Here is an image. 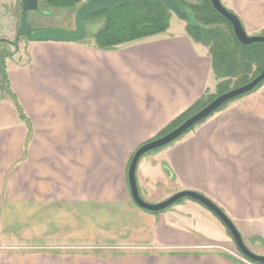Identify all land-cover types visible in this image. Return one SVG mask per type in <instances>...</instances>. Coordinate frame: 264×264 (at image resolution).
Returning a JSON list of instances; mask_svg holds the SVG:
<instances>
[{
	"label": "crops",
	"instance_id": "crops-1",
	"mask_svg": "<svg viewBox=\"0 0 264 264\" xmlns=\"http://www.w3.org/2000/svg\"><path fill=\"white\" fill-rule=\"evenodd\" d=\"M221 2L249 36L264 33V0ZM18 4L0 0V41L13 51L0 110L4 95L14 105L0 112V264H244L224 233L183 226L178 207L141 210L128 185L136 151L211 88L208 49L187 23L173 15L166 34L113 51L24 39L14 51ZM136 176L145 202L195 192L264 234V84L145 155Z\"/></svg>",
	"mask_w": 264,
	"mask_h": 264
},
{
	"label": "trees",
	"instance_id": "trees-1",
	"mask_svg": "<svg viewBox=\"0 0 264 264\" xmlns=\"http://www.w3.org/2000/svg\"><path fill=\"white\" fill-rule=\"evenodd\" d=\"M88 1L90 0H40L39 6H45L49 10L77 12ZM176 1L184 11L191 13L193 23H187V34L194 42L208 49L213 73L220 82L216 96L209 98L204 104H201L202 101L197 103L193 109L173 122L157 139L178 128L217 97L249 84L264 70V45L242 46L236 39L231 24L214 10L210 0ZM173 15L160 0H136L94 12L84 18V24L89 20L94 22L102 20V27L89 38L88 42L98 50L113 51L119 47L166 34L170 29ZM261 36L264 37V33ZM15 49L17 51L18 47L15 46ZM3 77L6 81L5 71ZM263 84L264 82L255 90ZM22 118L26 121L24 115Z\"/></svg>",
	"mask_w": 264,
	"mask_h": 264
},
{
	"label": "water",
	"instance_id": "water-1",
	"mask_svg": "<svg viewBox=\"0 0 264 264\" xmlns=\"http://www.w3.org/2000/svg\"><path fill=\"white\" fill-rule=\"evenodd\" d=\"M40 0H21L20 5V26L16 32L15 43L13 50L15 51V46H18L22 39H27L31 43H62V44H78L86 40L87 38V28L84 24V18L88 15L100 11L102 9L112 7L115 5H120L128 2H133L136 0H90L84 3L76 13V28L75 30H68L64 28H48L34 31L32 25L29 22V14L33 12L42 13L45 16L48 12L42 11L39 6ZM166 7L182 22L193 23L191 20V13L184 11L176 0H160ZM214 10L222 16L226 21H228L234 31L236 39L238 42L244 46L249 47L255 44L264 45V37L249 36L245 29L243 28L239 18L233 13L229 12L222 4L221 0H210ZM264 82V70L262 73L254 79L249 84L229 91L212 101L204 109L199 111L194 116L187 119L178 128L170 132L169 134L159 138L155 141L143 145L138 149L133 156L129 169H128V185L131 193L132 200L134 204L143 211L149 213H161L167 209L173 207L178 202L183 199L189 198L196 202L201 203L205 206L211 213H213L225 226V228L230 232L232 239L240 251V253L255 264H264V256L257 255L247 248L245 245L242 235L237 229L236 225L231 221V219L225 214V212L218 207L210 199L203 195H200L191 191H183L177 193L167 199L166 201L159 204H149L145 202L139 193L138 183H137V169L141 159L156 150L163 149L178 141L182 136H184L192 128L203 122L205 119L209 118L211 115L216 113L218 110L223 108L225 105L244 97L252 93L261 83Z\"/></svg>",
	"mask_w": 264,
	"mask_h": 264
},
{
	"label": "rangeland",
	"instance_id": "rangeland-1",
	"mask_svg": "<svg viewBox=\"0 0 264 264\" xmlns=\"http://www.w3.org/2000/svg\"><path fill=\"white\" fill-rule=\"evenodd\" d=\"M196 2H198V0ZM5 3H6V0H5ZM40 8L42 11L48 12L51 15L47 14L45 16L44 14L38 13V12L30 13L29 22L32 25L33 30L46 29V28H64L68 30H75L76 28L75 18H76V13H77L76 11L49 10L45 6H42ZM18 9H19L18 17L20 19V5L19 4H18ZM173 19L178 23H182L178 20L176 16H174ZM102 24H103L102 20L97 21V22L89 20L86 22L85 26L87 28V39H88L87 43H89L88 42L89 38L92 37V35H94L99 30V28L102 27ZM172 31L174 30L172 29ZM14 40L13 42H15ZM2 42H1L2 47H0V65L2 63L0 72L4 76V69H5L4 61L6 60V58L11 56V54H13V51L11 48L6 47L7 44L4 43V41ZM21 43L29 44L30 42L25 38ZM213 77L214 78L211 84V88L207 90V92L205 93L203 99L201 100L202 101L201 104L206 103L209 100V98L217 95V87L220 81L219 79L215 77V75H213ZM3 89L5 93H8L7 88H3ZM4 98L10 101L9 103H7V101L5 102L4 107L2 110H0V112L5 118H8L9 113H11L14 109L13 108L14 105L11 102L12 99L10 98L9 94L4 95ZM165 148L156 150L147 155L155 154L158 152L160 153L161 151H164ZM149 204H152V203H149ZM174 207H178L176 209L177 210L176 216L179 219L180 223L183 224V226L191 228L195 230L196 232L200 234H204L205 236H208L212 239L218 237L219 234L224 233V237L227 239L229 238L228 240L230 242L228 245H225L226 247L225 249H229V248L232 249L237 257L243 259L240 251H238L232 237L230 236L228 230L225 228L223 223L213 213H211L205 206H203L201 203L196 202L192 199L186 198V199L181 200L176 205L167 209L164 212H170L174 210L172 209ZM237 229L240 230L239 232L241 233L243 241L245 245L247 246V248L257 255L264 256L262 254L264 252V238H263L264 234L262 232H258V235H257L255 233V229H252L253 230L252 231L248 227L247 229L243 227H240V229L239 228Z\"/></svg>",
	"mask_w": 264,
	"mask_h": 264
},
{
	"label": "built area",
	"instance_id": "built-area-1",
	"mask_svg": "<svg viewBox=\"0 0 264 264\" xmlns=\"http://www.w3.org/2000/svg\"><path fill=\"white\" fill-rule=\"evenodd\" d=\"M0 21H1V17H0ZM242 262L244 263V264H254V263H252L251 261H249L248 259H246L245 257H243L242 256Z\"/></svg>",
	"mask_w": 264,
	"mask_h": 264
}]
</instances>
